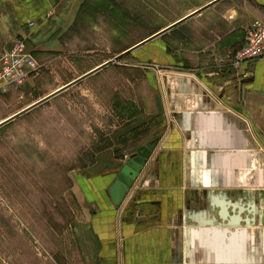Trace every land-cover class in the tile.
<instances>
[{
    "label": "crops",
    "instance_id": "0c3cea01",
    "mask_svg": "<svg viewBox=\"0 0 264 264\" xmlns=\"http://www.w3.org/2000/svg\"><path fill=\"white\" fill-rule=\"evenodd\" d=\"M77 1L0 0V53L25 38L39 63L23 86L0 94V123L110 60L12 110L35 87L45 64L75 53ZM255 18L264 20V0H190L130 45L164 31L133 52L173 63L172 51H178L186 76L179 91L188 92L194 82L199 107L171 111L120 206L111 203L107 188L131 157L122 144L105 141L75 176L79 212L72 230L81 264H264V236L255 239L250 232L259 207L254 199L255 219L247 225L251 197L238 188L234 170L257 148L264 155V57L243 62L231 74L233 54ZM210 52L218 56L210 59ZM233 204L243 208L238 218Z\"/></svg>",
    "mask_w": 264,
    "mask_h": 264
},
{
    "label": "rangeland",
    "instance_id": "374dc122",
    "mask_svg": "<svg viewBox=\"0 0 264 264\" xmlns=\"http://www.w3.org/2000/svg\"><path fill=\"white\" fill-rule=\"evenodd\" d=\"M189 1L78 0L71 42L75 53L45 64L35 87L12 110L93 64L112 60ZM172 53L175 60L169 63L161 55L153 61L146 52H131L0 129V264H81L72 230L79 212L72 192L75 176L105 141L133 153L158 140L172 110L199 107L200 88L194 82L188 92L179 91L186 76L178 51ZM235 72L232 66L231 74ZM258 151L234 169L238 188L251 197L248 206L253 205L255 213V199L259 207L257 225L250 231L255 239L264 236V155ZM250 218L254 221V214Z\"/></svg>",
    "mask_w": 264,
    "mask_h": 264
},
{
    "label": "built area",
    "instance_id": "2783aa9c",
    "mask_svg": "<svg viewBox=\"0 0 264 264\" xmlns=\"http://www.w3.org/2000/svg\"><path fill=\"white\" fill-rule=\"evenodd\" d=\"M263 57L264 20L255 18L245 29L242 45L233 56L232 66L239 69L243 62ZM38 67L39 63L26 47L25 40H15L8 50L0 53V94L7 93L12 87L23 86Z\"/></svg>",
    "mask_w": 264,
    "mask_h": 264
},
{
    "label": "water",
    "instance_id": "95a60500",
    "mask_svg": "<svg viewBox=\"0 0 264 264\" xmlns=\"http://www.w3.org/2000/svg\"><path fill=\"white\" fill-rule=\"evenodd\" d=\"M164 31H161L149 38H146L138 43H136L135 45H133L132 47L124 50L123 52H121L119 55L115 56L112 60H108L106 61L104 64L100 65L99 67L89 71L88 73L78 77L77 79H75L74 81L64 85L63 87H61L60 89L54 91L53 93L47 95L46 97H43L42 99L36 101L35 103L29 105L28 107L22 109L21 111L17 112L16 114L12 115L10 118L6 119L5 121H3L2 123H0V127L9 123L10 121H12L13 119L29 112L30 110L36 108L37 106H39L40 104L44 103L45 101L49 100L50 98L56 96L57 94L63 92L64 90L74 86L75 84L79 83L80 81L92 76L93 74L99 72L100 70L104 69L105 67L109 66L110 64H112L113 62H116L117 60H119L122 56H125L131 52H133L134 50L138 49L139 47L145 45L146 43H148L149 41L153 40L154 38L160 36ZM154 150V142H148L144 145H141L139 147L136 148L135 152L131 154V157L124 163V165H122V167H120L119 171H117L116 175H115V179L112 181V183L108 186L107 188V194L110 198L111 203L114 206H120L122 204V202L125 199L126 194L129 192L130 188L132 187L135 179L137 178L138 174L141 172L142 168L145 166L147 160L149 159V157L152 154V151ZM237 204H233L230 205V207L232 209L236 208L237 212H236V216L238 218V213L240 210H242L243 208L238 207ZM245 212L249 213V215L251 217H253L254 214V206H245ZM219 217L220 219H224V213L222 210H220L219 213ZM244 222L247 225H250V223H252V219H245Z\"/></svg>",
    "mask_w": 264,
    "mask_h": 264
}]
</instances>
